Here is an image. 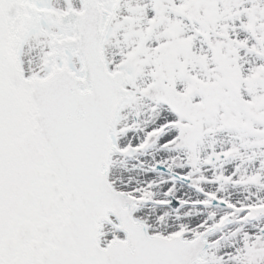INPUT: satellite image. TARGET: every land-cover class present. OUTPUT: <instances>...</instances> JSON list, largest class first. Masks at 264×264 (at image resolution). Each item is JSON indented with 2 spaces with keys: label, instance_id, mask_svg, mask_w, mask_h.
I'll return each instance as SVG.
<instances>
[{
  "label": "snow or ice",
  "instance_id": "snow-or-ice-1",
  "mask_svg": "<svg viewBox=\"0 0 264 264\" xmlns=\"http://www.w3.org/2000/svg\"><path fill=\"white\" fill-rule=\"evenodd\" d=\"M0 264H264V0H0Z\"/></svg>",
  "mask_w": 264,
  "mask_h": 264
}]
</instances>
